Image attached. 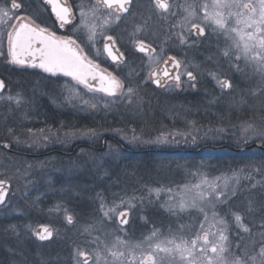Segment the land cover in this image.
<instances>
[{
    "label": "rangeland",
    "instance_id": "1",
    "mask_svg": "<svg viewBox=\"0 0 264 264\" xmlns=\"http://www.w3.org/2000/svg\"><path fill=\"white\" fill-rule=\"evenodd\" d=\"M238 2L243 4L248 0ZM157 21L162 23L160 18ZM197 21L205 26L201 19L200 22L192 19L186 22L183 16L169 18V27L173 28H169L172 38L169 41L180 42L178 34L187 36L183 30ZM163 29L162 24L157 26L156 40L160 39ZM207 42L220 44L221 48L190 47L192 61L189 65L200 78L210 75L217 84L220 74L218 69L221 74H230L236 96L214 99L221 108H215L216 118H212L211 124L206 126H195L194 113L187 115L182 111L181 99L174 104L169 102L167 132H142L140 128L125 126L136 120L133 115L140 107L139 92L145 86L146 74L153 65L149 66L142 81L134 73L133 77H125L121 81L124 87L120 91L133 89L130 97L124 93L114 98L98 92L85 95L79 85L74 87V83L69 80L62 82L63 101L70 102L72 109L79 113L90 114L93 111L94 124L105 125L92 126V129L83 126L76 133L75 130L71 131L68 136L67 132H59L53 127H47L44 131L19 130L18 137L25 141L26 146L38 151L56 141L65 146V138H70L90 140L94 147L100 148L102 138L110 136L118 142L124 140L129 146L154 148L158 159H152L153 163L136 161L131 165L129 162H120L117 158L127 156L128 152L110 139L104 142V149L99 151H78L72 157L73 161L41 157L6 162L0 158V180L9 182L10 189L7 205L0 210V264H84L82 257L78 256L79 251L90 255L88 264H127L130 250L132 254L139 255L148 249L149 244L155 245L169 239H175L178 243L182 239L191 240L200 231L201 224L207 229L219 219L227 223L226 259L231 262L239 257L247 264H253L250 258L256 256L255 264H259L260 257L257 254L264 244V180L249 173L248 162L241 164L236 161V168H232L230 158L222 159L223 164L231 168L224 172L222 166L220 176L192 172L190 169L194 165L185 157L187 152L184 147L196 143L192 141L201 142V139L264 138V75L257 71L254 63L246 62L243 57L237 61L235 49L229 56L223 55L231 41L222 32L212 30ZM189 43L192 44V41ZM176 52L180 55L184 53L182 50ZM14 84L17 86L15 89L29 88L20 81H14ZM22 102V99L20 105L15 102L14 110L8 113L9 117L0 109L3 135L9 133L4 126H12L13 122V126H16L19 118L23 126L31 120L34 123L40 121L38 114L25 109V103ZM3 104L0 103V107ZM93 104L95 107L91 106ZM41 122L51 126L45 120ZM164 137L166 140H163ZM163 147L169 149V158L161 156L167 155L162 151L165 150ZM178 150L186 154L175 157ZM84 155L89 156L87 164L81 161ZM113 169L118 174L111 177L110 171L114 172ZM96 171L101 173L100 179L94 178ZM212 186L224 194L220 199L215 196L201 199L198 196L201 192L207 194ZM121 201H130L131 206L128 203L121 205ZM182 201L185 203L183 210L180 208ZM102 204L105 208L113 204L121 205L118 212L127 209L128 224H118V212L111 218L105 217ZM234 213L242 216L243 224L249 228L248 232L236 224ZM68 215L73 217L71 224L67 222ZM39 224H47L52 228L50 239L43 242L38 240L34 230ZM86 227L88 231H85ZM219 227L217 224L211 231ZM154 230H158L157 237L148 240ZM117 239L124 243H117ZM109 249L123 252L124 256L114 260ZM159 257H162L161 264H184L177 255L160 253Z\"/></svg>",
    "mask_w": 264,
    "mask_h": 264
},
{
    "label": "flooded vegetation",
    "instance_id": "2",
    "mask_svg": "<svg viewBox=\"0 0 264 264\" xmlns=\"http://www.w3.org/2000/svg\"><path fill=\"white\" fill-rule=\"evenodd\" d=\"M17 3L21 5V8L15 11L14 15L20 17V19L13 20L12 24L18 26L20 23H27L33 27L39 26L45 28L49 33H55L56 37L70 38L72 41H75L73 47L78 46L82 50V53L98 66L97 71L103 75L111 74L121 82L125 77H131L134 73L137 75V79L142 81V77L146 74L149 66L153 65L152 69L146 74L145 86L139 92L138 103L140 107L137 109L136 114L133 115L136 118V122H131L125 126H169V98H192L202 101L203 105H205L206 99L214 100L216 98L236 96V92L233 90L234 83L230 74H221L220 69L217 70L220 73L218 80H227L232 85L231 88L222 89L220 84H217L210 75L205 76L204 79L200 78L195 73L194 68L189 65L192 61L190 47L197 49L221 48L220 44L207 42V38L212 32L213 27L202 26L197 21L195 23L204 27L203 36H196L195 33L189 34L188 29L191 27L189 24L186 30H183V33L187 34V43L181 44V42L175 43L169 41V39L172 40L169 28L173 30V28L169 27V18L186 17L187 12L185 9H188L196 13L190 19L194 21L199 20L200 22V19L204 15L202 5H211L210 0H168L171 7L163 15L152 6V0H132L130 12L120 13V20L115 19V10L106 8L98 0H57V3L62 7L69 9L67 22H62L56 16L52 10V5L47 3V0H17ZM233 10L235 9L231 11ZM82 12L84 13L83 16L81 15ZM133 13L135 14L134 16L132 15ZM159 18L162 21L161 24L164 29L162 30L160 39L156 40L157 26H161L158 21L156 22V19ZM105 20H108V23H105ZM145 21L147 22L145 23ZM62 23L63 27H61ZM84 23L96 26L94 39H89L90 33L88 28L83 26ZM137 24L144 25L139 32L135 31ZM8 31H11L10 27L0 26V80L4 82V88L0 89V103L4 104L0 109L4 110L7 117H9L10 114L8 113L14 110L15 99L9 100L8 97L16 98L19 96L23 100L22 103H25V105L21 103L24 108L31 110L35 114L37 113L40 121L34 123L31 120V122L23 126L24 123L21 122L22 120L18 116L20 121L17 119L16 122L18 123L15 124L16 126H13L15 122L11 124L12 126H4V128L6 127V131H9L5 135L1 133L3 126H0V158L6 162L20 158L33 160L41 157L44 159L57 158L59 160L61 158L73 161L72 157L80 150L92 151L94 149H104V142L114 140L112 137L106 136L102 138L100 148L94 147V144L90 140H71L70 138H65V146L61 145L62 142L56 141L57 143H52L45 149H39L38 151H34L35 149L26 146L25 141L18 137L19 130L23 129L28 131H44L47 127H53L59 132H67L66 136H68V134L71 135V131L75 130L74 132L76 133V130H79L83 126H85V129H92V126L105 125L104 123L94 124L93 111L90 114L83 112V119H79L77 113L71 107L72 104L63 101L61 97L62 82L69 80L68 82L74 83V87L79 85L83 90L82 93L85 95L96 92L101 94L106 93L89 90L83 84L78 83L71 76H67L64 73L58 72L53 74L45 72L41 68L32 67L29 64L18 65L11 63L8 56ZM109 36L115 41L114 45H110L113 53L123 54L119 60H113L105 50V43H110L106 40V37ZM138 41H143L146 46L150 45L149 51H139L136 47V42ZM189 41H192V44ZM177 50L184 51L183 55L177 53ZM192 55L195 58L194 54ZM170 57L176 58L180 62L176 70L177 75L180 76L179 86H177V82L171 76L173 71L169 69ZM165 71L168 72V76L163 75ZM189 71L192 72L194 79H190L187 76V72ZM152 73H156L157 76H153ZM157 78L160 79L159 84L155 82ZM98 80L99 77L90 82L98 87ZM14 81L26 83L29 88L24 90L15 89L17 86H15ZM207 84L209 88H206ZM122 93L126 92L118 90L114 96L110 97L114 98ZM153 98H160L154 102V105H158L160 109L165 107L166 115L163 113L165 122L152 124L145 121L146 102L144 100ZM190 111V109H185L186 114H189ZM199 112L198 110L197 113ZM47 114L49 117L46 118L45 115ZM61 115H64L63 119L70 123H62ZM44 120L47 121L46 124L51 126L40 124ZM195 126L202 125L196 121ZM116 142L117 144L119 143L120 149L128 152L127 156L117 158L120 159V162L127 163L133 160L151 162V160H148V155L130 154L131 148L123 140L122 142ZM162 151L167 153V158H169V149L165 148ZM185 151L187 152L185 157H188V161L194 165L190 169L192 172L195 171L209 176H220L222 171L221 163L223 164L222 159L230 158L232 167L237 166L235 164L236 161H240L239 163L241 164L248 162L249 173L256 175L257 178H264V139L261 137L245 140H205L193 147L188 145ZM200 151L202 152L200 153ZM205 151L211 152V154ZM137 152H144V150L138 149ZM81 158L83 163L87 164L89 162V156L84 155ZM227 169H224L225 172H227ZM7 183L8 189L5 193L4 201L0 203V210L7 205L9 200L10 189L9 182ZM38 240L42 242L46 241L39 238Z\"/></svg>",
    "mask_w": 264,
    "mask_h": 264
},
{
    "label": "snow or ice",
    "instance_id": "3",
    "mask_svg": "<svg viewBox=\"0 0 264 264\" xmlns=\"http://www.w3.org/2000/svg\"><path fill=\"white\" fill-rule=\"evenodd\" d=\"M98 2L108 9L115 10L116 20L121 19L120 13H129L132 5V0H98ZM47 3L52 5L53 12H55L62 22L68 21L69 9L62 7L57 3V0H47ZM152 6L161 15L167 13L171 7L168 0H152ZM202 7L204 15L201 23L213 27V31L222 32L231 41V44L225 49L223 55L229 56L231 51L235 49L237 61L243 57L246 62L254 63L257 71L264 75V0H248L247 3L243 4L239 3L238 0H213L211 5L204 4ZM20 8L21 5L17 3V0H0V26L11 28V31L7 32L8 56L11 63L18 65L29 64L32 67H38L45 72L53 74L58 72L64 73L67 76H71L78 83L83 84L89 90L104 92L109 96H114L118 90L124 87L111 74L103 75L99 73L97 71L98 66L89 60L78 46L73 47L75 41H72L70 38L56 37L55 33H49L45 28L39 26L33 27L27 23H20L18 26L12 24L13 20L20 19V17L14 15L15 11ZM209 8L212 10L210 11ZM232 9H237V11L233 12L231 11ZM185 11L187 12V16L185 17L186 22L196 15L194 11H189L188 9H185ZM226 12L227 14H225ZM81 15L83 16L84 13L82 12ZM132 15L134 16L135 14L133 13ZM105 23H108V20H105ZM83 26L89 30V39H94L96 26L88 25L87 23H84ZM61 27H63V23ZM143 27V24H137L135 31L139 32ZM188 33L203 36L204 27H201L197 23H191ZM178 35L181 44L187 43V37L184 34ZM106 40L110 43H105V50L113 60H119L123 54H114L110 46L114 45L115 41L111 36L106 37ZM136 47L141 52H148L151 46H146L143 41H138L136 42ZM170 59L173 65L178 68L180 62L176 61L175 58ZM152 75L157 76L156 73H152ZM163 75L168 76V72L165 71ZM187 76L190 79H194L190 71L187 72ZM97 77H99L98 87L90 82L91 80H96ZM174 79L177 82V86H179L180 76L176 75ZM155 82L159 84L160 79L157 78ZM218 83L222 89L232 87L231 83L227 80H218ZM3 88L4 82L0 80V89ZM124 94L130 97L133 94V89L128 88ZM8 99H15L17 104L21 102L19 96L16 98L8 97ZM85 103L87 104L88 102L85 101ZM91 106L95 107L94 104ZM163 140H166V137ZM4 184V181H0V203L4 201ZM223 195L214 186L211 187L207 194L203 192L198 193L201 199L211 198L212 196L220 199ZM124 203H128L129 207L131 206L130 201H121V205ZM121 205L113 204L112 207L105 208V205L102 204L103 215L111 218V215L117 214ZM184 207L185 203L182 201L180 204L181 210ZM215 215L214 213V219ZM233 215L236 224L245 232H248L249 228L243 224L242 216L239 213H234ZM118 216L120 224L128 223L127 210L119 211ZM66 219L69 224L73 223L71 215H68ZM205 221L207 222L206 216ZM217 224L221 227L217 228L216 231H211ZM226 229L227 223L223 219L216 220L215 224H210L207 229L204 227V224H201L200 231L191 240L182 239L178 243L175 239H169L160 241L155 245L149 244L148 249L142 251L139 255L132 254L130 250V259L127 261V264H161L162 257H159L160 253L177 255L184 264H247V261L239 257L231 262L226 259L225 253L228 251ZM34 231L40 240L49 239L53 235L52 230L47 225H41ZM85 231H88L87 227ZM157 235L158 230H154L147 239L151 240L157 237ZM117 243L124 242L117 239ZM136 247H139V245ZM109 252L114 260H119L124 256V253L120 251L109 249ZM257 255L260 257L259 264H264V244L261 245ZM78 256L85 258L84 264H88V260L90 259L88 253L79 251ZM250 259L255 264L256 256Z\"/></svg>",
    "mask_w": 264,
    "mask_h": 264
},
{
    "label": "trees",
    "instance_id": "4",
    "mask_svg": "<svg viewBox=\"0 0 264 264\" xmlns=\"http://www.w3.org/2000/svg\"><path fill=\"white\" fill-rule=\"evenodd\" d=\"M206 88H209V85L208 84H207ZM157 99H160V98H156V99L153 98V99H146V100H144L146 102V109H145L144 116H145V121L147 123L159 124L160 122H165L166 121L164 119V114L166 115L165 107H163V108L160 109L158 105H154V102ZM180 99H181L180 103L182 104V111L185 112V109H190L191 110L190 112L194 113V118H195L194 120L197 121V122H199V124H201L202 126H206L208 124H211L212 118H216L214 116V114H215V108L219 104H216V102L213 99H206L207 102L205 101V105H203V102L202 101H198V100L192 99V98H189V99L180 98V97L169 98V102H171V104H174L175 101H179ZM214 105H216V106H214ZM218 108H221V106H218ZM198 110L200 111L199 113H197ZM190 112L187 115H190ZM195 113H197V114H195ZM135 114L136 113H134V115ZM45 117L47 118V117H49V115L47 114V115H45ZM63 117H64V115H61L62 123L69 122V121H65L63 119ZM134 119H136V118H134ZM134 122H136V120H134ZM134 127L136 129H139L140 128L142 130V132L149 131V130H160V131L166 130V132L169 131V126H134ZM254 138H256V137H254ZM111 141H114V140H111ZM190 141H192V140H190ZM203 141H205V140L204 139H201V142L200 141H192V142H196V143H194L191 147H193L195 145H199ZM131 146H130L131 152H129L130 154H139L137 152V150L138 149H142V148H139L140 146H137V147H134V146L131 147ZM187 146H188V144H187ZM187 146L184 147V148H187ZM95 150L96 149H94V151ZM143 150H144V152H140V154H142V155H148V157L151 158V162H149V163H153L154 162V161L152 162V159L153 160L158 159L157 158L158 155L156 154L157 150H155L154 148H147V149H143ZM97 151H99V150H97ZM154 154H156V155H154ZM185 154L186 153L183 150H181V151L178 150V151H176V153L174 155H175V157H176V155H178V157H182ZM161 156H168V155H162L161 154ZM263 180H264V178H263Z\"/></svg>",
    "mask_w": 264,
    "mask_h": 264
},
{
    "label": "water",
    "instance_id": "5",
    "mask_svg": "<svg viewBox=\"0 0 264 264\" xmlns=\"http://www.w3.org/2000/svg\"><path fill=\"white\" fill-rule=\"evenodd\" d=\"M170 58H173V57H170ZM169 58V69L170 70H172L173 71V74L171 75L173 78L177 75V73H176V70L178 69L177 67H175L174 65H173V63H172V61H171V59ZM175 60L176 61H178L176 58H175ZM98 83H99V80H98ZM226 89H228V88H226ZM5 182V184H4V189H5V193H6V191H7V189H8V183L6 182V181H4ZM125 210H127V209H124V210H122V211H125ZM127 212H128V216H129V211L127 210ZM128 216H127V219H128ZM117 222H118V224L119 225H122V224H120V218H119V216L117 215ZM124 226L126 225V224H123ZM41 225H39L38 227H37V229L40 227ZM48 226V225H47ZM50 229H51V227L50 226H48ZM38 237V236H37ZM50 239V238H49ZM47 240V239H46ZM90 256V255H89ZM84 259L85 258H83L82 257V261L84 262Z\"/></svg>",
    "mask_w": 264,
    "mask_h": 264
},
{
    "label": "bare ground",
    "instance_id": "6",
    "mask_svg": "<svg viewBox=\"0 0 264 264\" xmlns=\"http://www.w3.org/2000/svg\"><path fill=\"white\" fill-rule=\"evenodd\" d=\"M197 100V99H196ZM76 113H77V117L79 118V119H83V117H84V113L83 112H78V111H75ZM140 154V153H139ZM149 159L148 160H151V158L150 157H148ZM134 162H136V160H133V161H130L129 163H130V165L132 164V163H134ZM150 161H147V162H145V163H149ZM224 167V169L225 168H231V167H227L225 164H222L221 163V167ZM222 167V168H223ZM233 168V167H232ZM236 168V167H235ZM114 170V169H113ZM222 170V169H221ZM224 172H225V170H224ZM118 173L114 170V172H111L110 171V176L111 177H113V176H115V175H117ZM102 177V175H101V173H98V171H96L95 173H94V178H96V179H100ZM74 186V185H73ZM72 187V186H71Z\"/></svg>",
    "mask_w": 264,
    "mask_h": 264
}]
</instances>
